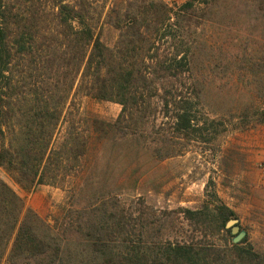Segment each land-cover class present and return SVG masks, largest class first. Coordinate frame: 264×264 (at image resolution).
Returning <instances> with one entry per match:
<instances>
[{"label": "trees", "instance_id": "1", "mask_svg": "<svg viewBox=\"0 0 264 264\" xmlns=\"http://www.w3.org/2000/svg\"><path fill=\"white\" fill-rule=\"evenodd\" d=\"M109 2L0 0V167L27 193L65 189L84 171L89 131L77 120L80 96L119 104L115 123L92 126L105 124L124 142L140 139L160 160L184 152L165 126L187 141L201 131L193 44L183 34L198 0ZM105 24L120 32L113 48ZM182 85L188 96L174 93ZM93 179H80L51 225L0 177V264H264L247 238L207 241L231 236L227 224L238 220L217 194L214 206L158 212L90 194ZM175 218L190 237H173Z\"/></svg>", "mask_w": 264, "mask_h": 264}, {"label": "rangeland", "instance_id": "2", "mask_svg": "<svg viewBox=\"0 0 264 264\" xmlns=\"http://www.w3.org/2000/svg\"><path fill=\"white\" fill-rule=\"evenodd\" d=\"M116 1L124 0L109 5ZM194 11L183 34L193 44L202 128L191 141L174 139L171 125L163 128L182 155L160 160L140 139L121 141L108 128L103 130L105 124L95 129L93 120L113 124L122 107L80 96L75 112L82 129L89 131V152L84 171L68 179L65 189L43 185L27 193L0 167V177L51 225L71 205L80 179L91 177L90 194L119 195L135 208L144 207L143 201L158 212L214 206L217 194L237 213L248 244L264 253V0H198ZM119 34L104 25L107 46L113 48ZM189 88L182 85L174 93L188 96ZM172 221L173 237L191 236L187 223ZM233 239L221 234L207 241L224 245Z\"/></svg>", "mask_w": 264, "mask_h": 264}, {"label": "water", "instance_id": "3", "mask_svg": "<svg viewBox=\"0 0 264 264\" xmlns=\"http://www.w3.org/2000/svg\"><path fill=\"white\" fill-rule=\"evenodd\" d=\"M227 228L231 230L232 235L234 236V239H233L234 244L241 243L247 236V232L241 229L239 225V220H231L227 224Z\"/></svg>", "mask_w": 264, "mask_h": 264}, {"label": "crops", "instance_id": "4", "mask_svg": "<svg viewBox=\"0 0 264 264\" xmlns=\"http://www.w3.org/2000/svg\"><path fill=\"white\" fill-rule=\"evenodd\" d=\"M166 2H172V1H174V2H179V3H183V2H185V1H187V0H165Z\"/></svg>", "mask_w": 264, "mask_h": 264}]
</instances>
